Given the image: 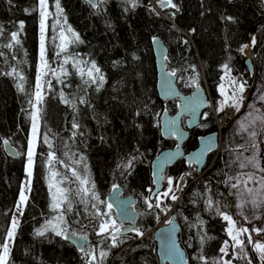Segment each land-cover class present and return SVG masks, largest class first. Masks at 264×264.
I'll list each match as a JSON object with an SVG mask.
<instances>
[{
    "label": "trees",
    "instance_id": "16d2710c",
    "mask_svg": "<svg viewBox=\"0 0 264 264\" xmlns=\"http://www.w3.org/2000/svg\"><path fill=\"white\" fill-rule=\"evenodd\" d=\"M59 2L66 24L63 17L56 23V0H48L52 13L45 27L48 69H44L47 74L42 77L43 98L37 104L40 117L31 187L10 246L8 264H87V256L91 255L86 253L92 251L95 264H157L152 234L142 235L160 222L167 206H172L171 214L179 226L178 241L187 264H205L201 256L207 264H213L220 259L219 249L227 238L226 221L217 208L232 216L236 191L240 189V184L231 187L237 181L229 177L238 174L234 153L238 152L243 136L235 119H223L220 147L210 167L199 176L196 165L184 158L168 166L164 176H174L175 190L180 178L188 185L179 199L168 196L160 207L155 206L151 162L160 151L177 144L172 135L162 137L161 114H175L179 99L163 100L158 96L151 40L158 36L163 42L165 62L175 73L179 92L190 94L201 86L211 98L212 105L182 145L187 153L196 147L200 135L217 130V121L222 120L218 88L223 74L232 71L244 76L247 82L253 76L262 77L264 0H173L178 10L162 7L158 0H137L136 7L128 0H96V7L87 0ZM39 17L38 0H0V242L9 228L25 177V145L33 111L29 100L35 103L39 60ZM62 26L67 36L71 37L67 26L79 35V41L69 43L64 51L58 47ZM12 32L19 33V44L11 40ZM252 36L256 43L253 68L249 69L248 57L240 47L249 43ZM9 43L13 47H6ZM93 63L100 69L94 75L104 76L102 86L98 79L93 83L87 75ZM13 68L25 78L23 92L17 87L21 83L19 76L8 75ZM80 68L85 71L83 76ZM61 93L72 103H64ZM81 98L86 102L80 103ZM73 122L79 128L74 129ZM181 125L186 128V117H182ZM45 136L51 148L44 143ZM3 139L17 149L19 158L4 153ZM50 151L64 162L54 161L51 168L59 173V186L69 190L72 204L70 211L67 202L62 207V225L69 226L74 233L88 234L84 251L77 250L51 227L42 236L36 234L49 220L57 224L54 218L60 214L51 208V192L55 188L49 189ZM130 159L131 166L124 167ZM73 168L88 180L87 185L81 186L72 175ZM114 184L124 195L133 197L136 228L143 233L120 234L115 245L110 232L97 233L104 216L96 215L92 204H97L101 212H108L106 205L93 200L91 193L77 195L78 189H92L95 185L93 191L108 203L107 196ZM209 199L213 201L211 207ZM148 203L153 207L149 208ZM117 225L124 227L119 221ZM101 251L106 253L103 258Z\"/></svg>",
    "mask_w": 264,
    "mask_h": 264
},
{
    "label": "snow or ice",
    "instance_id": "6c2138e0",
    "mask_svg": "<svg viewBox=\"0 0 264 264\" xmlns=\"http://www.w3.org/2000/svg\"><path fill=\"white\" fill-rule=\"evenodd\" d=\"M90 3H92V0H89ZM128 2L131 3L132 7H136L137 4V0H128ZM158 2L161 4L162 7H171L174 9L178 10V5H176L175 3H173V0H158ZM56 10H57V21L56 23L59 24L60 23V17H63V9L60 6V2L59 0H56ZM93 7H96L95 3H92ZM38 10H39V14H40V64L38 66L37 69V77H36V91L34 93V99H35V103H33L32 100H29V104L32 106L33 111L30 113L31 116V120H32V138L29 139V148H28V176L29 178L32 175V166L34 163V155H35V145H36V134L38 131V121H39V117H40V109L37 107V104H39V102L42 100V93H41V81H42V77L44 75H46L47 73L44 71V69H48V63L45 59V27H46V20L48 18L49 15H51V13L48 10V0H38ZM173 16H175V13H172ZM64 19V23L66 24V17H63ZM227 19L231 20V17H228ZM20 28L23 29V23H21ZM192 31H195L194 29ZM67 32L71 34V37L67 36L65 34V30L64 27H61V31L59 33V39L61 41V43L58 45V47L60 48L61 51H64L67 48V45L69 43L75 42V41H79V35L71 28V26H67ZM19 33L18 32H12L11 33V40L15 43V44H19L20 40L18 38ZM155 39V38H154ZM185 43H187V41H184ZM256 42L255 37L252 38V44L254 45ZM6 47L11 48L13 47L12 43H9L6 45ZM248 45H243L242 48L240 49L241 52H243L244 48H247ZM0 55H3V53H0ZM68 57L65 58V63L68 62ZM79 63V62H77ZM225 69L228 70V66L224 65ZM53 74H55V70H52ZM61 71H63V68L61 69ZM94 73H100V69L96 67L95 63H93L91 65L90 68H88L87 70V75L88 77L91 79V81L93 83H95L97 81V79L100 82V85L102 86L103 81H104V76L103 75H99L98 77L94 75ZM80 74L83 76L85 74V71L83 68H80ZM8 75H17L19 76V79L21 81V83L17 84L18 89L23 92L24 91V77L23 75H21L17 69L13 68L12 72L8 73ZM172 75L174 76L175 73H172ZM87 82V81H86ZM195 82V81H193ZM233 83H236L235 81H233ZM238 92L240 94H242L244 92V84H239L238 85ZM221 93L222 95L224 94V88L223 85H221ZM61 97L63 99V102L66 104H71L72 102L69 101L67 98H65L63 96V93H61ZM261 99H264V96H261ZM231 100V107H234L236 109V111L240 110L241 104L243 102V96L242 95H238L236 91L233 92L231 97H226V99L224 101H221V106L218 109L219 111H223V107L225 104L228 103V101ZM86 101L81 98L80 103H85ZM73 107H75V105H73ZM249 117H252V113H249ZM247 119V118H246ZM256 120H261L262 122H264V116H256V117H252L251 119V123L254 124L256 122ZM241 126L243 128V130L247 131V127H245L244 123H241ZM72 127L74 129L79 128V125L75 122H73ZM251 137L255 138L257 133L255 131H252L250 133ZM5 144L8 143L7 140L4 141ZM44 143L48 144L49 147L51 148V142L49 140V138L47 136H45L44 138ZM177 148H179V145H177ZM132 159H135V157H133ZM132 159H130L127 164L124 165V167H130L132 164ZM59 162V163H64L62 160H59L58 157L56 156V153L54 151H50L48 153V164L50 165L49 167V189L50 191L55 188V191L51 192L52 195V203H51V208L53 210L58 211L60 214L58 216H56L54 219L57 221V224H53V222L51 220L47 221L45 226L41 229H37L36 230V234L37 235H44L45 232L48 230L49 227H51L53 230H55L57 232V235H65V231L63 228H60L59 225L64 223V219H63V211H62V207L63 205L67 202V210H71L72 208V204L71 201L69 200V196H68V189L65 188H61L59 186V181H56V177L59 175V173H57L56 171H53L51 168V165L53 164V162ZM248 165H251L253 168L259 169L260 172H264V168H261L258 159L253 156L252 158H249L247 161V164L241 162L240 163V168H245ZM72 175L74 177H76L79 181L81 186L87 185L88 184V180L85 178H82L79 173L76 171L75 168L72 169ZM242 177H246V179H242ZM232 179H236L237 183H232L231 187L232 188H237L238 185L240 183H243L245 185L246 191L249 194H252L253 192L256 193L257 196H259L261 194L262 191H264V176H260V177H256L254 173H241V175L239 177H229V180ZM251 180H256L259 185L260 188L259 189H253V188H248L247 184L248 181ZM227 182V181H226ZM30 179L28 181L29 184V191H30ZM168 184L172 185L173 181L172 178H168ZM95 185H92V189H89L88 187H82L80 189L77 190V195H81L83 194L84 196L88 195L89 193H91L92 199L98 201L100 204H105L106 208L108 209V212H101L99 210V208L97 207V204H92V207L96 209V215L99 216H104L106 217L99 225V233L100 234H104V233H108L110 231L111 233V239L113 242V245H115L116 241H117V237L119 235V233L121 232V227L119 225H117L116 221L114 219L110 218V213H111V209L113 207L112 203H106L103 200H100L99 196L95 193V191H93ZM177 188L180 187L179 184L176 185ZM119 186L114 184L113 185V190H118ZM163 195L165 197L171 196V198L173 200H175L177 197L175 195V193L173 192L172 188L170 187L168 191L164 192ZM28 197L25 195V190L24 188L21 189L20 192V196H19V201L17 202L16 205V209L17 211L20 213V215H23V207L26 205ZM147 202V201H146ZM209 207H211L213 205V201L211 199H209L207 201ZM252 203L259 207V204H257L256 199L254 198ZM261 203H264V200L261 201ZM156 207H159V203H157L155 205ZM148 207L152 208L153 204L152 203H148ZM217 211L219 212L220 215L223 216V219L229 222V228H228V235L231 237V241L233 242L231 247L233 249L238 248L239 251L241 253L244 252V240L241 239V235L243 233H248V229L241 227L239 229H236L235 226V221L232 219L231 216H229L227 213L225 212H220L219 208H217ZM167 223L172 224L173 221L169 220ZM19 226V220L17 218L16 215L12 216L11 219V224L10 227L7 229L6 231V235L5 238L3 240V242H0V264H8L9 261V256H10V247H9V243L10 241H12L15 237L16 234V229ZM128 230L130 231H135L137 232V234L142 235L143 233L139 230V228H129ZM254 231L256 232H262L264 231V229H254ZM248 242L249 243H253V247L254 250L259 254L260 259L262 261H264V243H260V242H253L251 235H248ZM201 244H203V237H201ZM81 251H84L83 248H81ZM220 253L223 254V256H227L229 254V241H224V245L220 248ZM86 255H91V260L88 262V264H92V261L96 260V255L95 252H89L86 253ZM100 257L103 258L106 256V253L104 251L100 252ZM223 256L220 257L219 260L213 261V264H232V261L229 260H224ZM237 258H247L246 254L245 256L241 257V256H237ZM201 260L205 261V264H207V260L205 257L201 256L200 257ZM248 264H252L251 260H248Z\"/></svg>",
    "mask_w": 264,
    "mask_h": 264
},
{
    "label": "water",
    "instance_id": "95a60500",
    "mask_svg": "<svg viewBox=\"0 0 264 264\" xmlns=\"http://www.w3.org/2000/svg\"><path fill=\"white\" fill-rule=\"evenodd\" d=\"M87 1L91 6L92 3L96 4V0H92V3L89 0ZM50 17L51 15L48 16L46 22ZM154 38L151 40V48L156 68V89L158 96L163 100L178 98L179 104L175 114L170 115L166 111L161 114L160 133L162 137L167 138L172 135L176 139L177 144L173 148L160 151L151 162V178L154 185L152 196H155L163 189L164 173L168 166H172L180 158H184L186 162L196 165V173L200 176L213 163L220 147L219 131L213 130L199 136L196 147L184 153L182 145L189 137V131L198 126L204 111L211 106L212 102L207 90L201 86L195 87L190 94L179 92L176 78L172 75L165 62L166 48L158 36ZM246 63L249 69L253 67L250 58L246 60ZM182 117H186V128L181 125ZM5 140L7 139L2 140L4 153L8 157L19 158L17 149L9 140L5 144ZM177 145H179V148H177ZM177 184L180 187H176L174 193L179 199L188 184L182 178L178 180ZM107 202L112 203V209L118 221L124 224L119 235L129 232V228H136L137 212L133 207L134 199L132 196L124 195L119 187L115 191L112 189L107 196ZM170 220L173 221L172 224L156 225L147 230L142 236H147L148 233L152 234L156 247L157 264H187L185 251L178 241L179 226L173 214L170 215ZM62 228L65 231V235L62 236L67 242H70L79 251H81V248L84 249L89 241L87 233H74L69 226ZM90 260L91 257L87 256V264ZM92 264H95V262L92 261ZM259 264H264V261Z\"/></svg>",
    "mask_w": 264,
    "mask_h": 264
},
{
    "label": "rangeland",
    "instance_id": "374dc122",
    "mask_svg": "<svg viewBox=\"0 0 264 264\" xmlns=\"http://www.w3.org/2000/svg\"><path fill=\"white\" fill-rule=\"evenodd\" d=\"M48 10H49V8H48ZM50 13H51V11H50ZM51 15H52V13H51ZM40 35H41V32H40V17H39L38 34H37L39 60H38V64H37V69H38V66L40 64ZM44 35H45V33H44ZM255 40H256V38H255ZM250 44H251V41H250ZM248 47L249 48H247V49H251V48L253 49V47H251V45ZM240 49H241V47H240ZM247 53H248V51L243 50V54L246 55ZM252 54H253V50H252ZM251 61L253 62V59H251ZM36 77H37V72H36ZM241 78L245 79L244 76H242V77L237 76L232 71H226L223 74L222 83L220 84V86L218 88L220 95H221V98H222V101H224L226 99V97H231L233 92L236 91L238 95L243 96V102L241 104L240 110L236 111V109L234 107L230 106L231 100H229L228 103L225 104L223 107V113L221 115L222 120H219L218 122H219V124H223L224 120L229 118L228 116H227L228 118L224 117V110L226 108H229L231 111L234 110V113L231 114L230 116H232L231 118L235 119L237 122V125L240 126V132L243 136L242 137L243 140L241 142V145H240L239 149L237 150L238 152L234 153L235 154L234 155L235 156V164L238 165V167H237L238 168L237 169L238 174L236 177H239L241 175V173H254L256 177H260V176H264V172H260L259 169L253 168L251 165H248L245 168H240L239 165L241 162L247 164L248 159L255 156L258 159L261 168H264V164L262 163V162H264V122H262L261 120H256V122L254 124L251 123L252 117L264 116V99H261V96H264V73H263L262 77H260V78L253 76L252 80L250 82L248 81L246 84L244 82H242V84H244V92L242 94H240L238 92L239 80H241ZM233 81H235L236 83H233ZM35 82H36V80H35ZM41 84H42V81H41ZM221 85H223V88H224V94L223 95L221 93ZM243 94H245V95H243ZM249 113H252V117H249ZM242 122L244 123L245 127H247V129H248L247 131L243 130V128L241 126ZM38 129H39V121H38ZM252 131H255L257 133L255 138L251 137V135H250V133ZM37 136H38V131L36 134V141H37ZM30 138H32V121H31L30 132H29V135L27 137L26 145H25V147H26L25 148V156H24V158H25V164H24L25 177L23 178L21 186H20L17 202L19 201V196H20V192H21L22 188H24L25 195L27 197H28L29 192H30L28 190L29 189L28 181H29V179L31 181L32 175L29 178V176H28V155H27ZM35 147H36V145H35ZM246 148H248V151H245ZM242 179H246V177H242ZM175 184H176V182L174 179V184H173V188H172L173 191L175 190ZM30 187H31V183H30ZM247 187L253 188L255 190V189H259L260 185L256 180H251V181H248ZM236 193H237V198L235 199V202L232 206L233 215L231 217L235 221L236 229L244 227V228H247L249 230L248 233H243L240 237L241 239L244 240V244H245L244 252L241 253L238 248L233 249L231 247L233 242L231 241V237L228 235V228L230 225H229V222L225 220L226 221L225 231L227 233V238L224 241H226V240L229 241V254L227 256H223V254L220 253V255L223 256L224 260L230 259L232 261V264H248V260H251L252 264H259L260 262H262V260L260 259L259 254L254 250L253 243L248 242V235H251L253 242L258 241L260 243H264V231L259 232V233L254 231V229H264V203H261V201L264 200V191H262L259 196H257L255 192H253L252 194H249L246 191L245 185L243 183H240V189L237 190ZM165 198H167V197H165ZM165 198L163 200L164 202H165ZM254 198L256 199L257 204H259V207L255 206L252 203ZM155 201H156V197H155ZM163 201L160 202V204H159L160 206L163 204ZM16 205H17V203H16ZM16 205H15V208L13 210L12 216L16 215L19 222H20L21 215L17 211ZM170 207L171 206L165 207L166 213H165V216L160 220V222H159L160 225L165 224L170 220V215H169L168 216L169 220L165 221V218L167 217V213H168V210L170 209ZM23 209H24V207H23ZM12 216L10 218L9 227L11 224ZM220 216L223 219V216L222 215H220ZM64 226L65 225H62V224L59 225L60 228H62ZM12 242H13V240L10 241L9 247L11 246ZM223 245H224V242H223L222 246ZM245 254H246L247 258H237V256L243 257V256H245Z\"/></svg>",
    "mask_w": 264,
    "mask_h": 264
},
{
    "label": "built area",
    "instance_id": "2783aa9c",
    "mask_svg": "<svg viewBox=\"0 0 264 264\" xmlns=\"http://www.w3.org/2000/svg\"><path fill=\"white\" fill-rule=\"evenodd\" d=\"M253 38V37H252ZM252 38H251V43H252ZM242 48V47H241ZM248 56V55H247ZM249 57H251L252 59L254 58V54H252L251 56H249ZM242 77V76H241ZM242 82H244L245 84L247 83V80L246 79H242L241 78V80H239V84H241ZM247 86V85H246ZM247 94V93H246ZM243 95H245V94H243ZM234 113V110L233 111H231L229 108H226L225 110H224V117H226V118H231L232 116H230L231 114H233ZM228 116V117H227ZM221 125H223V124H219L218 123V128H220V126ZM168 178H172V181H173V184H174V176L173 175H168V176H166V178H165V184H164V187H163V189L155 196L156 197V204L157 203H159L160 204V202H162L163 200H164V198H165V196L163 195V193L164 192H166V191H168L169 190V188L171 187V188H173V184L172 185H169L168 184ZM164 202V201H163ZM171 209V208H170ZM169 209V210H170ZM106 217H103V220L105 219ZM110 218L111 219H114L115 221H116V223H117V217H116V215H115V213L114 212H111L110 213ZM102 220V221H103ZM101 221V222H102ZM97 232L99 233V227H98V229H97ZM105 234V233H104Z\"/></svg>",
    "mask_w": 264,
    "mask_h": 264
},
{
    "label": "bare ground",
    "instance_id": "6f19581e",
    "mask_svg": "<svg viewBox=\"0 0 264 264\" xmlns=\"http://www.w3.org/2000/svg\"><path fill=\"white\" fill-rule=\"evenodd\" d=\"M243 45H248V46L251 45V47H253V44H252V43L250 44V42H249V43H244ZM243 45H242V46H243ZM242 46H241V47H242ZM247 48H249V47H247ZM247 48H244V50L248 51V53H249V54L247 53L248 56H251V55H252V50H253V49H252V48H251V49H247ZM242 53H243V52H242ZM247 54H246V55H247ZM168 220H169V218H168V216H167V217L165 218V221H168Z\"/></svg>",
    "mask_w": 264,
    "mask_h": 264
},
{
    "label": "flooded vegetation",
    "instance_id": "af4514ba",
    "mask_svg": "<svg viewBox=\"0 0 264 264\" xmlns=\"http://www.w3.org/2000/svg\"><path fill=\"white\" fill-rule=\"evenodd\" d=\"M197 127V126H196ZM192 130V129H191ZM201 136V135H200Z\"/></svg>",
    "mask_w": 264,
    "mask_h": 264
}]
</instances>
